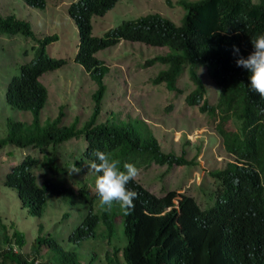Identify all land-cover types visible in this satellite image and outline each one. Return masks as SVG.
<instances>
[{
  "label": "trees",
  "instance_id": "1",
  "mask_svg": "<svg viewBox=\"0 0 264 264\" xmlns=\"http://www.w3.org/2000/svg\"><path fill=\"white\" fill-rule=\"evenodd\" d=\"M21 1L29 8L44 7V0ZM116 1L76 0L67 7L77 34L73 61L95 84L88 95V116L79 126L76 116L67 124L61 123L65 115L60 108L55 112L47 108L48 114L41 116L50 101L47 88L38 78L65 64L64 59L52 58L45 52V46L56 41L57 35L35 38L27 21L14 15H0V35H20L35 44L30 45L29 61L7 70L5 105L21 116L3 118L6 130L0 136V149L11 146L37 151L9 168L0 193L5 189L12 191L19 210L31 217L42 218L47 198L57 199V207L63 204L75 215L74 222L66 225V232L58 240L41 234L42 225L37 223L39 234L30 242L13 222L5 223L0 216V264H264V255L260 257L252 244L246 247L264 228V191L257 174L247 165L226 164L214 175L246 176L248 187L237 201H218L221 197L212 206L200 209L187 199L174 208L173 197L166 196L157 215L138 221L125 215L118 204L110 212L100 208L95 189L98 174L88 166L96 159V150L119 159L121 170L124 163L137 168L150 162L167 166L185 163L182 152L176 156L161 151L153 127L143 116L119 117L109 111L103 121L97 120L106 91L103 78L107 67L95 54L121 39L166 48L165 53L144 60L142 68L148 69L145 78L173 92L176 99L187 89L186 84L182 88L176 85L185 70L193 84L183 96L187 105L204 98L206 87L196 74L197 68H204L215 86L216 99L209 107L203 100L199 109L215 110L220 123L226 122L229 129L234 126L236 134L244 137L236 145L228 146L238 158L250 159L258 148L259 171L264 179V99L250 90V72L236 65L237 59L252 53L251 39L264 34V0H177L186 10L180 25L157 13H148L122 21L101 37L92 36L90 18L101 17ZM234 46L239 49L238 54ZM69 88L73 90L72 86ZM172 106L168 102L164 111L170 112ZM26 116L29 117L25 119ZM70 141L76 142L68 144ZM73 166L80 171L71 172ZM36 168L40 169V180L34 173ZM134 190L139 198L130 215L152 211L147 194L135 186ZM68 215V211L64 212L62 220ZM227 216L233 217L223 225L220 219ZM117 225L121 230L115 234ZM226 238L240 249L237 255L228 250ZM241 251L244 255L240 256ZM245 254H252L248 261Z\"/></svg>",
  "mask_w": 264,
  "mask_h": 264
},
{
  "label": "rangeland",
  "instance_id": "2",
  "mask_svg": "<svg viewBox=\"0 0 264 264\" xmlns=\"http://www.w3.org/2000/svg\"><path fill=\"white\" fill-rule=\"evenodd\" d=\"M75 1L44 0L42 9H34L27 7L21 0H0V15H14L17 19L27 21L35 38L51 34L57 35L56 41L45 46V52L52 58L64 59L65 64L59 69L43 73L38 78L47 88L50 101L48 106L45 105L44 114L42 113L41 116L43 118L48 114L47 108L52 112L60 108L65 115L61 118V123L67 124L76 116L79 119L77 124L79 126L80 122L88 116V107L91 105L88 95L94 90L95 84L73 61L77 34L76 27L67 14V7ZM176 2L177 0H117L111 9L101 17L92 16L90 18L91 35L101 37L106 31L115 28L122 21L132 20L148 13H157L168 18L174 24L180 25L186 10ZM30 45L35 44L29 38L20 35L11 37L0 35V136H3L6 130L3 120L5 116H10L12 119L21 116L20 112L5 105L4 92L9 79L7 70L9 67L30 60L32 57V51L29 50ZM166 51L167 49L162 47L118 40L115 45L96 52L95 57L107 67L103 78L106 91L100 102V113L97 120L103 121L109 111L118 113L119 117L130 113L136 117L143 116L153 127V131L152 129L151 131L163 152H173L178 156L184 150L183 158L185 160L195 161L198 159V163L190 165L191 168L186 165L167 167L152 164V169L149 167L144 171V167L140 170L139 175L143 176V185L157 195H160L163 189L169 186L163 176L170 174L177 179L173 188L181 187L187 177L190 178L188 183L191 182V189L195 192L196 199L200 201V207L204 209L212 206L215 201L213 191L216 189V183L212 180L210 173L220 170L224 166L222 161L224 156L220 149L221 139L214 136L215 120L206 112L200 111V103L194 105L185 103L183 96L185 97L187 92L193 88L185 70L177 79L176 85L182 88L186 84L187 89L184 93L176 96V99L173 92L166 91L161 84L155 86L147 81V77L145 78L147 74L145 70L148 69L142 68L144 60ZM196 74L206 87L204 95L206 103H214L216 99L215 87L210 80H206L204 68H197ZM70 86L73 87L72 91ZM168 102L173 104L170 112L164 111ZM67 106H71L72 109L68 110ZM168 131H171L170 135H168ZM209 136L212 137L209 138ZM208 138L209 146L214 143L210 148L207 147ZM75 142L70 141L68 144ZM190 142L199 144V150L189 148L187 145ZM32 154H37L36 149H19L11 146L0 149L1 190H3V176L9 171V168L18 164L25 156ZM39 155L38 153V157ZM34 171L40 180V169L36 168ZM5 190L10 193L7 191L0 193V216L5 218V223L6 221L13 222L23 233L27 242L39 234L36 231L37 223L42 225L41 234H50L58 240L66 232V225L74 222L75 215L72 210L65 208L63 204L57 207L59 201L50 198L46 199L42 218L28 216L19 210L16 195L8 189ZM66 211L70 215L65 218L63 216L62 220V215ZM119 229L121 230V226L117 225L115 234L119 232ZM65 243L66 246H70L68 242Z\"/></svg>",
  "mask_w": 264,
  "mask_h": 264
},
{
  "label": "clouds",
  "instance_id": "3",
  "mask_svg": "<svg viewBox=\"0 0 264 264\" xmlns=\"http://www.w3.org/2000/svg\"><path fill=\"white\" fill-rule=\"evenodd\" d=\"M251 44L253 46L252 53L249 54L247 58H244L241 56L239 59L236 60V65L237 67L244 68L250 72L251 74L249 78L250 79V90L258 93L259 96L262 99H264V34H260V35L253 37L251 39ZM234 52H236L237 54L239 53V49L235 48V46H234ZM180 75L178 76V78L180 77ZM206 80L209 81L210 79L207 77ZM204 92H206V89ZM203 100H205V98L200 100L199 106H201V102ZM210 104L211 103L207 104L208 107ZM200 111L206 112L209 116H211L215 120L214 136L221 139L220 149H221L222 155L224 156L222 159L224 166L220 168V170H222L226 164H233L239 167H243L247 165L248 168H251L257 174L261 182L260 186L262 187L264 191V179L260 175V171H259L258 156L260 154V151L258 150V148L255 149V154L253 155L252 158L250 159L249 158H238L237 155L230 152V149H228V146H233V144L236 145L238 142L243 140L244 137L240 133L236 134V130L234 126H233V129H229L226 126V122L220 123V120H219L220 117L216 114L215 110L213 112L212 111L209 112L208 109L205 108ZM128 116L132 118L136 117L132 113L128 114ZM170 134H171V131H168V135ZM211 137L212 136H209V138ZM209 138L206 141L208 148H210L215 143V138L213 137L214 143L209 146L208 145ZM187 146L189 148H195L196 151H198L200 148L199 144L194 143V142H190ZM181 152H182L181 158L182 160H184L185 163L183 164L172 163L170 164V166L171 165H175V166L186 165V166H189V168H191L190 165H192L193 163H198L199 161L198 159L195 161H192L191 159L185 160L183 158L184 150H182ZM93 156L96 159L94 161H91L88 166L91 171L98 174L96 181H95V189H96V194L99 198V206L104 211L110 212L113 208V205L118 204L121 211L125 215H129V217L133 221H138L139 219L150 218L154 215H157L156 212L158 211L160 207L161 201L166 196L173 197V207L174 208L178 207L179 201L189 199L195 202L196 204H198L199 208L202 209L200 207V204H201L200 201L196 199V194L191 189V186H190L191 182L188 183L190 179L188 177L186 181L181 185V187L173 188L174 184L177 183V179L175 177H172L170 174L163 176L165 180H167V182L169 183V186L165 187L163 189V192L160 195H157L143 185L142 183L143 176L139 174H140V170L144 167H145L144 168V171H145V169L146 168L148 169L149 167L152 169V166H151L152 164L156 166L157 165L163 166V165L150 162L149 165L146 164V165L139 166L137 168L132 163H124L123 170H121V167H120L121 161L119 159L112 158L110 153L96 150L93 152ZM79 171L80 169L76 168L75 166H73L71 170V172H79ZM217 171L219 170H216L210 173L212 180L216 183V189L215 191H213L215 193V201L217 198H221V197L223 198L218 199V201L223 200L225 201V203H232V202L237 201L240 197V193L242 192V190L248 187V180L246 176L244 175L237 176V175L229 174L228 176H224V177H216L214 175L216 174ZM156 177H159V176H156ZM163 177H159V178H163ZM134 186L136 187V189L140 188L147 194V198L149 200V206L151 207L152 211L147 210L141 214L130 215L131 212L135 208L134 201L139 198V193H137L136 190H134ZM258 192L262 193L260 189L258 190ZM168 209L169 208L165 209L164 211H167ZM232 217L233 216H227L223 219H220V221H222L223 225H226L227 222ZM232 222L236 223L237 221H232ZM226 240L228 242V250L233 252L235 255H237V252L240 249H238L234 245V243L232 242L230 238H226ZM251 244L254 246L257 254L260 257L264 255V228L260 231L256 239L254 241H250L246 245V247H248ZM238 247L241 248L239 242H238ZM241 255H244L243 251L240 252V256ZM251 255L252 254H245L247 261L249 260Z\"/></svg>",
  "mask_w": 264,
  "mask_h": 264
}]
</instances>
